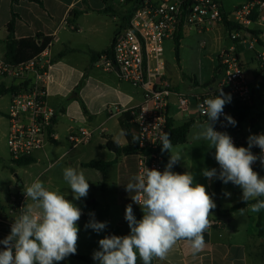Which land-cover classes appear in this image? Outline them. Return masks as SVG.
Here are the masks:
<instances>
[{
    "label": "crops",
    "instance_id": "obj_1",
    "mask_svg": "<svg viewBox=\"0 0 264 264\" xmlns=\"http://www.w3.org/2000/svg\"><path fill=\"white\" fill-rule=\"evenodd\" d=\"M117 1L21 0L14 3L12 0H0V65L5 63L6 44L11 36L9 26L13 20L15 39L36 38L38 34L50 38L53 67L48 83V101L57 112L55 138L51 145L38 152L40 158H37L38 153L33 157V163L18 165L11 159L8 142L4 144V148L0 147V241L10 234L11 224L16 218L9 213L13 199L19 193L24 194L27 187L23 182L18 183V174L14 175L11 170L13 165H36L41 159L49 157L55 148L64 149L51 165L73 154L74 164L84 170L86 179L93 177L90 179V191H95L96 197L93 200V195L90 194L91 201L87 202V206L92 210L81 209L83 214L78 222L80 231L76 254L86 259L70 255L59 264H98L92 257L99 250V239L110 233L118 236L130 233L125 219L126 206L132 204L137 220L143 215L140 206L132 201L131 193L124 187L137 174L136 156H118L107 145L109 140L116 141L121 146L128 144L120 123L122 118L128 119V115L125 112L117 114L116 110H125L139 104L142 101V92L109 70L103 56L94 55L108 49L112 43L120 18L114 13L119 11ZM108 8L112 11L102 12ZM226 48L228 47L221 50L217 61ZM166 64L167 73L177 91L188 96L205 91V84L200 86L196 82L195 91H181L177 72L167 62ZM6 79H11V84ZM19 83V80L0 72V86L10 88ZM177 109L182 115L180 117L183 122L180 124ZM195 109L198 110L193 102L183 109L178 104V98H172L170 113L174 126L192 122L184 144L188 143L191 133L198 127L197 123H205L200 119L199 112H193ZM72 129L92 130L93 137L88 143L73 147L68 140ZM195 142L204 143L198 139ZM193 148L198 151V146ZM173 151L178 152V145L173 146ZM91 161L111 162L112 165L107 170L86 167L85 164ZM212 164L210 166L207 161H195L189 166L190 172L195 174L194 182L205 185L216 203V208L209 216L211 226L204 233L205 247L199 253L193 254L190 243L181 240L166 260L153 259L152 264H264V209L259 213H252L249 206L256 201L250 200L246 204L241 199L242 190L231 182L222 183L221 189L216 192L217 179L209 180L202 175L203 169L216 168L219 171V165L214 167ZM178 166L185 172L189 171L184 169L181 161ZM258 174L264 177V171ZM111 186L117 193L110 196ZM225 192L230 193V196H225ZM111 199L113 201L110 206ZM31 203L27 199L25 206ZM112 203L120 212H111ZM236 207L239 208L225 213ZM90 214H94L97 221L106 222V228L100 233L85 228L92 218ZM0 248L3 250L4 245L0 244ZM138 264H142V261L138 260Z\"/></svg>",
    "mask_w": 264,
    "mask_h": 264
},
{
    "label": "built area",
    "instance_id": "obj_2",
    "mask_svg": "<svg viewBox=\"0 0 264 264\" xmlns=\"http://www.w3.org/2000/svg\"><path fill=\"white\" fill-rule=\"evenodd\" d=\"M126 1V0H122ZM137 8L129 25L116 36L113 56L103 55L106 67L122 80L142 92V101L116 113H127L128 121L137 126L140 152L135 155L137 174L145 166L163 171L167 155L161 152L159 136L167 132L171 119L172 98L185 109L195 103L202 121L199 105L204 99L219 95L220 88L231 95V101L256 105L251 115L241 120L240 116L224 107V114L237 123L228 125L224 116L214 124L217 131L227 132L237 147H248L250 135L264 133V117L261 103L264 101V0H241L231 10H226L220 0H133ZM222 27L228 34L231 45L222 52L212 80L205 91L188 96L177 91L167 73L164 58L167 40L175 39L179 32L203 34ZM244 44L251 53L250 63L255 64L251 73L240 49ZM52 43L29 62L13 66L0 65V72L19 80V88L12 93L7 112L10 124L8 147L14 162L34 157L52 144L55 138L57 112L49 104L48 83L53 61L50 57ZM254 119V120H253ZM246 123L248 125H246ZM93 131L72 129L68 140L73 147L88 143ZM260 156L259 147L251 149ZM260 173L264 171L259 159L252 165ZM27 200V199H26ZM25 195L17 194L9 213L18 217L25 206Z\"/></svg>",
    "mask_w": 264,
    "mask_h": 264
},
{
    "label": "clouds",
    "instance_id": "obj_3",
    "mask_svg": "<svg viewBox=\"0 0 264 264\" xmlns=\"http://www.w3.org/2000/svg\"><path fill=\"white\" fill-rule=\"evenodd\" d=\"M219 95L206 98L199 105L202 115L207 117L199 125L201 131L196 139L206 141L208 148H214L216 168L203 169L202 175L209 180L219 179L224 184L231 182L242 190L241 199L246 202L255 200L249 206L252 213L264 209V177L252 167L259 159L264 166V133L250 135L248 147H237L227 132L217 131L214 124L223 115L228 125L236 121L224 114V107L231 101V95L222 88L215 90ZM161 152L169 154L163 171L147 166L131 177L124 185L131 193L132 201L139 205L143 213L137 220L132 204L125 209V219L130 233L125 236L107 235L99 239V250L93 253L98 264H152L153 259L164 261L181 240L190 243L193 254L205 247L204 233L210 228L209 216L216 203L205 185L194 182L190 171L178 173L173 166L182 160L167 132L159 136ZM259 147L260 156L251 149ZM63 179L71 190L73 200L86 198L90 183L83 171L73 167L63 169ZM25 200L31 204L23 206L21 213L11 224L10 234L0 241V264H59L77 252L79 240L78 222L82 210L72 200L59 191L45 187L39 179L34 180L23 191ZM225 196L230 193L225 192ZM85 228L100 233L106 222L97 221L94 214Z\"/></svg>",
    "mask_w": 264,
    "mask_h": 264
},
{
    "label": "rangeland",
    "instance_id": "obj_4",
    "mask_svg": "<svg viewBox=\"0 0 264 264\" xmlns=\"http://www.w3.org/2000/svg\"><path fill=\"white\" fill-rule=\"evenodd\" d=\"M225 7L226 10H231L233 5L241 2V0H220ZM117 5L119 11L114 12L117 16H120L118 19V24L122 23V17L127 16L130 14L131 5L127 4L126 1L118 0ZM231 40L228 34L225 32L223 28H216L210 32L198 34L196 32L187 31L183 34L181 39V45L179 47V54L177 55L176 51V41L175 39L167 40L164 44L165 47V54L164 58L166 62L172 66V68L177 72L178 75V85L181 91L185 93H191L195 91V82L198 83L200 86L203 84L209 83L214 74V69L218 65L217 56L221 52V50L225 47H230ZM240 49L243 52V59L247 64V68L250 70V76L253 70L255 69V64L250 63L251 60V53L247 51V47L244 44L240 45ZM196 78V81L194 79ZM11 79H6L8 84H11ZM194 81V82H193ZM11 100V93H7L0 99V147L1 149L4 148V144L8 142L9 137V130L10 124L7 117L8 107ZM262 111V107L259 109ZM178 111V120H181L182 116L180 110ZM195 114H197L198 110H193ZM262 122L264 124V117H261ZM182 123L183 120L179 121L178 123ZM204 124V123H202ZM201 125V124H200ZM246 125H248L246 123ZM197 128L191 133L189 137L188 143L184 145H178V153L182 157V165L185 166L184 169H188L191 171L189 166L193 165V162H205L211 163L214 167L217 166V162L214 158L215 149L208 148L206 145V141L204 143H196V134L201 131L198 123ZM193 144V146H191ZM198 146V151L194 150L193 147L196 148ZM64 152V149L55 148L53 152L49 154V157L41 159V161L32 166H17L13 165L11 168L14 171V175L18 174V178L20 181L18 183H25L29 186L34 180L37 178L41 180L44 186L49 187L51 190L59 191L61 194L65 195L67 199L72 200L78 207L84 209L86 211H91L92 209L87 206V202L91 201L90 194L93 195V200L96 197L95 191H90L86 198H81L80 200H73L71 190L68 189L67 183L63 179V169L66 167H73L77 171L84 170L80 167L75 165V160H73V154L67 158L62 160H58L55 164L54 163L59 156ZM38 153V152H37ZM36 153V154H37ZM35 154V155H36ZM39 153L37 154V158L39 157ZM2 161L0 160V163ZM168 163V159L165 161V166ZM182 169V168H181ZM173 171L179 172L175 166H173ZM89 172L91 170H88ZM183 173L185 172L182 169ZM85 175V174H84ZM194 179H195V174ZM90 179H93L90 178ZM89 178L87 180L89 183L92 181ZM91 188V184H90ZM117 190L113 186L109 189V195H115ZM113 199H111V202ZM111 208H109L110 210ZM120 209V208H118ZM120 212V210H116L114 204L112 203V210L111 212Z\"/></svg>",
    "mask_w": 264,
    "mask_h": 264
},
{
    "label": "trees",
    "instance_id": "obj_5",
    "mask_svg": "<svg viewBox=\"0 0 264 264\" xmlns=\"http://www.w3.org/2000/svg\"><path fill=\"white\" fill-rule=\"evenodd\" d=\"M12 1L14 3H18L21 0H12ZM127 4L131 5V7H129L131 11L130 14L122 17V23L118 24L110 47L100 53L94 54L97 57H100L103 55H107L108 57L113 56V49H114V43H115L116 36L122 29L126 28L129 25L131 16L133 12L135 11V9L137 8L136 1L134 2L133 0H127ZM111 11L112 10L108 8V9L103 10L102 12L108 13ZM9 29H10L11 36L6 44L5 62L13 66H17L19 64L29 62L33 58L39 56L44 51V49L49 45V43L52 42L50 38L44 37L41 34H38L36 38H26V39H21V40L15 39L13 37L14 20L10 23ZM182 37H183V33L179 32L175 38L177 55L179 54V47H180V42H181ZM18 88L19 86L17 85H13L10 88H6L5 86H0V98L7 93H14ZM260 105L263 108V114H264V101ZM227 107L228 109L238 114L241 120H245L251 115L256 105L255 104L245 105L239 102H233V103L227 104ZM120 123L127 137L128 144L126 146H121L116 141L109 140L107 143L108 148L114 153H116L118 156H122V155L135 156L140 152L139 143H138L137 126L130 123L127 118H122ZM191 125H192V122H187L181 126H174L173 121L170 119L167 133L170 136L173 146L184 144L187 141V137H188V133H189ZM164 153L167 155V159H169V154L167 152H164ZM31 163H33V157L26 158V159H23L17 162L18 165H29ZM111 165H112L111 162H103V161H91L85 164L86 167L97 169V170H107ZM174 166L178 169L179 172L182 173V170L178 166V163L175 164ZM222 183L223 182L221 180L217 179L216 192H218L221 189ZM238 208L239 207H236L230 211H225V213L233 212ZM259 227L261 228V223H259ZM109 235H114V234L110 233ZM0 250L2 249L0 248ZM71 256L79 258V259H86L85 257L80 256L78 254H74Z\"/></svg>",
    "mask_w": 264,
    "mask_h": 264
}]
</instances>
